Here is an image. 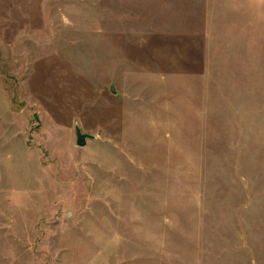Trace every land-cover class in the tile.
<instances>
[{"label": "rangeland", "instance_id": "374dc122", "mask_svg": "<svg viewBox=\"0 0 264 264\" xmlns=\"http://www.w3.org/2000/svg\"><path fill=\"white\" fill-rule=\"evenodd\" d=\"M0 264H264V0H0Z\"/></svg>", "mask_w": 264, "mask_h": 264}, {"label": "water", "instance_id": "95a60500", "mask_svg": "<svg viewBox=\"0 0 264 264\" xmlns=\"http://www.w3.org/2000/svg\"><path fill=\"white\" fill-rule=\"evenodd\" d=\"M75 135V142L78 146H83L85 144V139L91 137L89 134L80 132L78 128L75 129Z\"/></svg>", "mask_w": 264, "mask_h": 264}]
</instances>
